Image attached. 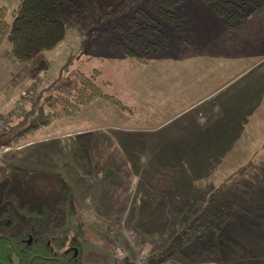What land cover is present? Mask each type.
Returning a JSON list of instances; mask_svg holds the SVG:
<instances>
[{"label":"rangeland","instance_id":"rangeland-1","mask_svg":"<svg viewBox=\"0 0 264 264\" xmlns=\"http://www.w3.org/2000/svg\"><path fill=\"white\" fill-rule=\"evenodd\" d=\"M16 1L0 0L10 24ZM71 1L57 15L60 36L29 56L10 50L11 26L0 40V132H18L0 145V160L59 172L72 190L63 220L42 228H66L82 264H264V203H256L264 192V0H231L242 14L228 22L205 0H178L185 29L167 22L165 35L152 33L158 42L124 46L119 25L144 0H124L132 3L125 11L120 0ZM72 68L96 69L95 83L123 106L95 94L23 130L34 101ZM182 131L184 154L142 141ZM225 176L211 212L191 218ZM22 227L14 219L5 231Z\"/></svg>","mask_w":264,"mask_h":264},{"label":"trees","instance_id":"trees-1","mask_svg":"<svg viewBox=\"0 0 264 264\" xmlns=\"http://www.w3.org/2000/svg\"><path fill=\"white\" fill-rule=\"evenodd\" d=\"M176 1L178 0H144V5L138 6L139 9L136 11L133 9L135 13L132 12L127 15L126 23L119 25L120 36L115 37L117 43L121 46L135 41L142 42L143 45L147 42L150 44L156 43L158 41L155 37H152V33H160L161 31L165 35V29L166 31L169 30L164 27L167 22L177 23V26L179 25L181 29H185L186 22L174 7ZM205 1L216 13L222 15L225 22H228L230 17H237L242 14L232 6L231 0ZM130 2L120 0L117 6H123L121 11H125L132 5ZM71 3V0H17L11 9V24L5 17L4 6L0 3V40L11 26L10 50L18 57L29 56L39 47L49 45L60 36L62 24L57 15L63 11L65 6ZM125 51L133 52L129 47ZM95 71L96 69L83 72L80 69L72 68L63 77L54 81L51 89L41 95L38 101H34L37 112L29 116L30 119L23 126V130H30L38 125L45 124L50 118L58 114L71 113L75 111L79 104L86 102L95 94L107 97L108 100L122 107V102L114 95L103 92L99 85L95 83L93 79ZM44 106L46 109L42 110ZM17 133L16 130H12L8 134L6 131L0 132V145L13 140ZM160 134L163 135L164 133ZM198 134L196 135L200 137ZM197 136L195 139H198ZM136 138L140 137L136 136ZM205 138L206 136L203 135V138H201L202 143L207 144L209 138ZM181 140H186L183 131L180 132L179 136L169 135L161 143L156 142L157 140L154 137L142 141L151 149L159 148L161 150L164 147L173 148L177 146L179 147V154H184L186 145L178 143ZM198 141L200 142V140ZM220 146L221 148H219ZM190 147L197 149L194 146ZM215 148H219V152L217 149L214 150L218 153H223L225 149L222 144L216 145ZM172 152L179 155L176 151ZM174 159L179 164L184 163L182 157H174ZM243 172L242 179L252 183L248 174L246 175L244 170ZM236 177L237 175L231 180ZM226 180L227 177L225 176L223 180L214 186L213 190L211 188L207 191L205 197L209 196L207 199L204 197L206 203L200 205L198 210L190 215L191 218L211 212L209 198H211V195L213 197L227 190L228 183ZM254 195L257 197L255 193ZM258 198L259 200L257 199L256 203H264V192L259 194ZM64 199L69 202L72 200V190L61 173L24 169L18 165L0 160V230L3 227L8 228L14 219H17L23 226L19 231L0 234V264H12L15 259L18 260L19 264H82L79 258V243L74 237H68L66 228L56 227L55 230L42 228L45 220L48 224L56 222L58 224L63 220L60 208ZM244 200L242 199L243 202H247ZM252 202L253 199H250L248 203L244 204V207L246 205L244 209L247 211L245 213L251 210L249 213L251 216L258 213L256 209L258 206ZM187 205L189 206V202ZM207 227H209L208 224L205 229ZM201 233L196 235L195 239L203 245L205 238Z\"/></svg>","mask_w":264,"mask_h":264},{"label":"flooded vegetation","instance_id":"flooded-vegetation-1","mask_svg":"<svg viewBox=\"0 0 264 264\" xmlns=\"http://www.w3.org/2000/svg\"><path fill=\"white\" fill-rule=\"evenodd\" d=\"M6 231H5V227L2 228V230H0V234H4ZM17 259H15V263L16 264H19L16 262ZM18 261V260H17ZM28 262V261H27ZM27 264V263H26Z\"/></svg>","mask_w":264,"mask_h":264},{"label":"built area","instance_id":"built-area-1","mask_svg":"<svg viewBox=\"0 0 264 264\" xmlns=\"http://www.w3.org/2000/svg\"><path fill=\"white\" fill-rule=\"evenodd\" d=\"M2 123H3L2 120H0V128L2 127Z\"/></svg>","mask_w":264,"mask_h":264},{"label":"water","instance_id":"water-1","mask_svg":"<svg viewBox=\"0 0 264 264\" xmlns=\"http://www.w3.org/2000/svg\"><path fill=\"white\" fill-rule=\"evenodd\" d=\"M16 262L18 263V261L16 260Z\"/></svg>","mask_w":264,"mask_h":264}]
</instances>
